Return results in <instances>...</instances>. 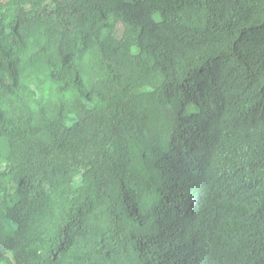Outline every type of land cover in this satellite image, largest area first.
I'll return each mask as SVG.
<instances>
[{
	"label": "trees",
	"instance_id": "1",
	"mask_svg": "<svg viewBox=\"0 0 264 264\" xmlns=\"http://www.w3.org/2000/svg\"><path fill=\"white\" fill-rule=\"evenodd\" d=\"M0 264H264V0H0Z\"/></svg>",
	"mask_w": 264,
	"mask_h": 264
}]
</instances>
